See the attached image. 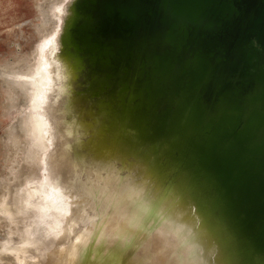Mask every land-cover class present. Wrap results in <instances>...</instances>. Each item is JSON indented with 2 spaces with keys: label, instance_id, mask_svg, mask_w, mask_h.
Listing matches in <instances>:
<instances>
[{
  "label": "water",
  "instance_id": "95a60500",
  "mask_svg": "<svg viewBox=\"0 0 264 264\" xmlns=\"http://www.w3.org/2000/svg\"><path fill=\"white\" fill-rule=\"evenodd\" d=\"M50 55L62 187L122 195L165 264H264V0H67Z\"/></svg>",
  "mask_w": 264,
  "mask_h": 264
},
{
  "label": "rangeland",
  "instance_id": "374dc122",
  "mask_svg": "<svg viewBox=\"0 0 264 264\" xmlns=\"http://www.w3.org/2000/svg\"><path fill=\"white\" fill-rule=\"evenodd\" d=\"M33 1L34 0H0V62H2L1 60L4 58H5L4 60H6L11 57V52L14 51V47H13L14 42L23 43V45H20V47L19 45L18 46L15 45V47L17 49L19 48L23 49L22 50L23 52H26V53L28 52L27 50L29 49V42L31 40L30 36H31L32 31L29 26L24 25L22 27L23 32H21L20 28L17 27L20 22H24L25 20H29V19H33L35 21L45 20V22L49 25L50 23H52V18L57 19L58 21L60 20V14H61L62 7H58L56 5L57 0H55V2L53 0H35L34 2ZM58 3H61V1H59ZM25 69H26V72L24 69L23 70L22 69L13 70L14 71L13 72L12 70L10 71L9 69L7 70L6 68L4 69L0 68L1 70L0 71V82L2 81L1 79L2 77L7 80L14 81V82H18L20 80L25 81L24 83H27L28 86L32 84L31 88H33L34 86L36 87V85L37 87L40 86V88L39 87L33 88L32 92H36L35 95H32V92L30 91L26 93L23 90H19L18 92H20L19 94L21 95L18 94L16 98L21 101H19L18 103L19 105L17 104V105L11 106L10 104L7 103L8 99L4 98L6 97V94L5 95L1 94L3 90L1 87V83H0V138L2 136H5L6 133H8L9 130L12 127H14L16 129H19L20 137H21L20 143L23 146L22 147L23 153L18 152V155L16 159L14 160V162L7 161L8 162V163L6 162L7 164L3 163V157L6 155L7 148L9 149L10 145L0 148L1 153H3V154L0 153V159L2 157V160H1L2 163L0 162V184H1L0 188L2 186H5L6 188H9L11 192L13 193L16 190L17 191V192L15 191L16 197L20 198L22 196L20 198L21 200L24 199V202L26 201L27 203H30V205H27V208H25V210L21 211L18 214H15V216L12 218L11 222L9 223L11 224L9 225L11 228L9 226L7 228L4 222L2 224L0 223V243L3 242L5 245H8V246L10 245L16 248L20 246V243L22 242L21 232H22V229H24L23 227L25 226V222L28 219L29 220L33 219L35 215L38 216V210L40 207H43V206L47 207V205L53 204L50 207L51 211L49 210L51 214H49V216H47L48 218L46 217L45 219L46 220L45 222L47 223L49 222V223L48 224L43 223L42 225L45 228L44 230L50 231L51 238L52 239L54 238V240H52L51 238L50 240L52 242L54 241V246L55 245L66 246L68 243L74 241L77 238V236H80L83 232H85L86 224L88 222L89 223L91 222L90 224L99 222V223L104 224L105 231L110 234L109 235L110 238L111 237L115 238V241H111L109 239H102L101 241H98L97 243H95V245L92 246V249L94 251H98L100 253V256L102 257L101 259H95V264H108V262H105L106 260H104V254H103L102 248L99 250V247H101V245L109 246L111 245V243H117V247L121 245V249L117 250V255L120 259L119 260L120 262L127 260L129 258H137L138 260L146 262V264H157V263L165 264L166 259L164 255L160 254L155 257L153 254L154 250L160 251L161 253L165 251L164 250L165 240L158 238L159 236L156 233H154L153 230L149 231L148 223L144 222L142 218L127 217L125 212L122 211L121 208L120 209L118 208V201L121 202L124 199L122 195H119V194L116 195L115 193L113 194L110 191H108L107 193L105 192L106 190L103 191L101 187H98L94 185L93 183H91L90 186L92 187V190L90 191V194H89V201L90 200L91 201L89 203H83L82 201H78L79 198H77L78 200L76 199L75 196L77 195V192L76 190H73L75 188H72L71 184L69 186L70 189L69 188L65 189V187H62V186H68V185H66L67 183H64L60 180V171H59L58 162L56 159V150L57 148H59L61 141H63L64 139L60 135V132L57 128L54 129L53 132H51L52 127L55 128L56 126V123L52 117V113H54V110L59 105L60 96L58 92L56 91L52 92L50 89L49 90L51 92L49 91V93H47L48 90L45 87L48 86L50 88L54 86H50L52 85L50 83L51 81H49L48 79L45 80V76H44L45 74L43 71L36 69L37 71H35L34 73V72H29L31 71V69H28V67H25ZM3 70L4 71L6 70L5 74ZM7 71H10V72H7ZM17 71L19 72V74ZM23 71H24V74H23ZM20 72L22 73L20 74ZM41 72L44 75H42ZM14 74L17 77H13ZM40 77H44V78H40ZM45 81L46 83H44ZM28 86L27 88H29L30 90V87ZM36 89L38 90V92ZM45 89L47 92L44 91ZM47 95L48 96L50 95V96L48 97ZM1 101L3 102V104ZM9 106L11 109H9ZM24 119L28 122V125H25L26 127L24 126ZM20 125L22 127H20ZM23 127L25 128L22 129ZM46 133L47 134L49 133L48 134L49 137H47L48 135ZM38 136L39 138H36ZM32 150L37 151V154L34 156L33 160L28 161V159H30L29 153H32ZM10 162L12 164H10ZM13 163H15L14 167H13L14 165ZM29 165L32 166V169H30ZM27 166L29 170L27 169ZM1 169L2 170L4 169V170L2 171ZM13 169H16V170L13 171ZM20 169L21 170L24 169L23 170L24 177L21 178L22 180L17 179L19 174L22 172ZM5 170H9V171L6 172ZM10 170L12 171L10 172ZM6 175H8V177ZM59 180H60V183L62 184L61 186L58 185ZM8 182L9 184H7ZM15 184L16 185L18 184V187H16ZM19 184L21 185L20 187L23 186L22 189L19 188ZM12 187H14L15 189ZM23 188L25 192L23 191ZM71 189L73 190L72 192L74 191L76 192V193L71 192V195L73 196L66 194V192H68ZM76 189L78 190V188ZM21 191H23L24 193L23 192L21 193ZM58 192H60L61 194L59 193L58 195ZM55 193L57 196L55 195ZM61 196L63 199L61 198ZM71 199H74V201L76 200L75 203H73V200L70 201ZM70 205L71 206L74 205V208H72ZM28 208H30V210H28ZM26 210L30 212H27ZM33 210L35 211L37 210V212ZM50 223L51 225L53 224L55 225L50 227ZM20 224L23 225V227H21ZM16 227L19 229H17ZM57 227L61 229H58ZM15 228L17 229V232ZM54 231L55 232L60 231L62 232V234H58V236L54 237L52 234L54 233ZM18 232H19V235H18ZM86 232H88V229ZM10 233L12 234V237ZM3 235H4V238H2ZM17 235H18V238H17ZM147 237H150L151 240ZM12 241L15 244H13ZM51 241H49V244ZM149 243H152V245H149ZM166 244H165V249L167 251L169 248L166 247L168 245ZM50 245L52 246V244ZM5 248H0V264H14L12 258L9 256V253L3 254V252H5L4 251ZM170 248H171V244H170ZM32 254L33 253L31 252V253H28L27 255L33 256ZM168 256L171 257V255L169 254ZM97 258L99 257L97 256ZM158 259L161 261H159ZM170 261L174 262V260H170Z\"/></svg>",
  "mask_w": 264,
  "mask_h": 264
},
{
  "label": "bare ground",
  "instance_id": "6f19581e",
  "mask_svg": "<svg viewBox=\"0 0 264 264\" xmlns=\"http://www.w3.org/2000/svg\"><path fill=\"white\" fill-rule=\"evenodd\" d=\"M35 1V0H34ZM33 1V2H34ZM55 2V0H53ZM52 1V2H53ZM59 1H61V3H58ZM67 0H57V6L58 7H63L64 3ZM37 7V6H35ZM26 25L29 26L31 29V40L29 42V49L27 50L28 52H23V49H17L15 47L19 45H23V43H18V42H14L13 43V47H14V51L11 52V59L8 58L6 60L2 59L0 62V68L4 69L6 68L7 70L9 69L10 71L12 70H17V69H24L26 72L25 67H28V69H31V71L29 72H34L37 71L36 69H39L40 71H43L44 74H41L45 76V80L48 79L49 81H51L50 83L52 85L50 86H54V87H48L46 86L45 88L48 90V92L46 91V89L44 91H46L47 93H49V91L51 90L52 92H59V86H60V71L57 67V65L55 64V62L53 61V59L51 58L50 55V51L54 48V41H55V37L57 35L58 29H59V25H60V20L58 21L57 19H53L52 18V23H50L49 25L45 22V20H38L35 21L33 19H29V20H25L24 22H20L18 24V28H20V31L23 32L22 27ZM48 25V26H47ZM52 44V45H51ZM22 48V47H21ZM26 53V54H24ZM35 68V69H34ZM1 71V70H0ZM4 71V70H3ZM6 71V70H5ZM4 71V74H5ZM7 71V72H10ZM28 71V70H27ZM14 72V71H13ZM18 72V71H17ZM39 72V71H38ZM22 72H20L21 74ZM12 74V73H10ZM16 74V73H15ZM13 77H17V76ZM19 74V72H18ZM24 74V71H23ZM26 74V73H25ZM30 74V73H29ZM59 74V75H58ZM17 75V74H16ZM34 75V74H33ZM9 76V75H7ZM41 76V75H40ZM5 77V75H4ZM40 78H44V77H40ZM1 83V87H2V92L1 94H6V99H8L7 103L10 104L11 106L13 105H17L19 103V101L16 97L18 96V94L20 92H18L19 90H23L24 92H32L33 88H31V85L28 86L27 83H24L25 81H18V82H14L11 80H7L5 78H2ZM19 80V79H18ZM42 80V79H41ZM47 80V81H48ZM17 81V80H16ZM59 82V83H58ZM29 83V82H28ZM34 83V82H33ZM43 83V82H42ZM46 83V81L44 82ZM49 83V84H50ZM30 84V83H29ZM30 87V90L29 88ZM43 86V85H41ZM37 87V85H36ZM35 87V88H36ZM40 88V86H38ZM37 87V88H38ZM27 88V89H26ZM44 88V87H43ZM50 89V90H49ZM12 90V92H11ZM35 90V89H34ZM37 90V89H36ZM22 91V93H23ZM50 91V92H51ZM5 92V93H4ZM15 92V93H13ZM38 92V90H37ZM43 92V91H41ZM36 92H32V95H35ZM40 94V93H38ZM54 94V93H53ZM59 94V93H58ZM21 95V94H19ZM23 96V94H22ZM21 96V97H22ZM45 96V95H44ZM48 96V95H47ZM50 96V95H49ZM48 96V97H49ZM15 97V98H13ZM42 97V96H41ZM32 98V97H31ZM23 99V98H22ZM48 99V98H47ZM5 100V99H4ZM3 101V100H2ZM1 101V102H2ZM4 102V101H3ZM2 102V104H3ZM22 103V102H21ZM19 105V104H18ZM6 108V106H5ZM9 109L10 106H9ZM8 110V109H6ZM23 120V119H22ZM21 120V121H22ZM22 123V122H21ZM17 125V124H16ZM28 125V122L24 119V126ZM11 127V126H10ZM19 127V126H18ZM20 127H22L20 125ZM26 127V126H25ZM25 127H23L22 129H24ZM39 128V127H38ZM57 127L55 126V128L52 127L51 132H53L54 129H56ZM10 129V128H9ZM44 130V129H43ZM48 131V130H47ZM46 131V132H47ZM50 132V133H51ZM55 132V131H54ZM38 134V133H37ZM47 134V133H46ZM49 134V133H48ZM47 134V135H48ZM55 134V133H54ZM52 134V135H54ZM57 134V133H56ZM39 135V134H38ZM45 136V135H44ZM51 136V135H50ZM49 137V135L47 136ZM56 137V136H54ZM36 138H39L36 137ZM41 138V137H40ZM60 138V137H59ZM43 139V138H42ZM61 139V138H60ZM21 137H20V132L19 129H16L14 127H12L8 133H6L5 136H2L0 138V148H3L5 146L10 145L9 149L7 148L6 151V155L3 157V163L7 164V161H13L16 159L18 152L23 153L22 150V145L20 143ZM38 140V139H36ZM40 140V139H39ZM45 140V139H44ZM24 143V142H23ZM22 143V144H23ZM42 143V142H41ZM25 144V143H24ZM43 144V143H42ZM43 146V145H42ZM34 149V148H33ZM42 149V148H40ZM39 149V150H40ZM22 150V152H21ZM38 150V151H39ZM45 150V149H44ZM4 152V151H3ZM40 152V151H39ZM43 152V151H41ZM1 153V151H0ZM28 153V152H27ZM3 154V153H1ZM30 154V159L29 160H33L34 156L37 154V151H33ZM43 154V153H42ZM51 154V152H50ZM22 156V155H21ZM20 156V158H21ZM26 157V156H25ZM19 158V157H18ZM28 158V157H27ZM24 159V158H23ZM22 159V160H23ZM2 160V157L0 159V162ZM44 160V159H43ZM17 161V160H16ZM27 161V159H26ZM25 161V162H26ZM7 162V163H6ZM2 163V162H1ZM16 163V162H15ZM15 163H13V167L15 166ZM30 163V162H29ZM10 164H12L10 162ZM26 165V163H25ZM3 166V165H2ZM5 166V165H4ZM18 166V165H17ZM30 166V169H32V166ZM6 168V167H4ZM11 168V166H10ZM9 168V169H10ZM20 168V167H19ZM8 169V168H7ZM27 169L29 170L28 166ZM2 170V169H1ZM4 170V169H3ZM2 170V171H3ZM16 169H13V171ZM21 170V169H20ZM19 170V171H20ZM23 170L22 169L21 173L19 174V176L17 177V179H21L22 177H24L23 174ZM6 172L9 170H5ZM12 170H10L11 172ZM27 172V171H26ZM13 173V172H12ZM3 175V174H2ZM26 175V173H25ZM8 177V175H6ZM16 176V175H14ZM10 178V177H9ZM16 179V181H17ZM24 179V178H23ZM22 180V179H21ZM15 181V180H13ZM4 182V181H3ZM7 182V181H6ZM12 182V181H11ZM2 183V182H1ZM13 183V182H12ZM16 183V182H14ZM4 184V183H3ZM9 184V182L7 183ZM21 184V183H20ZM19 184V188L22 189V187H20L21 185ZM1 185V184H0ZM16 185V184H15ZM23 185V184H22ZM72 188H75L73 190H76L77 195L75 196L76 199L79 198L78 201H82L83 203H89V194L90 191L92 190V187L90 186V184L85 183L84 185H81L78 183L76 184H71ZM11 187V186H10ZM16 187H18V184L16 185ZM14 188V187H12ZM11 188V189H12ZM78 188V190L76 189ZM84 188V189H82ZM15 189V188H14ZM13 189V190H14ZM20 189V190H21ZM70 189V188H69ZM16 191V190H15ZM11 192V190L9 188H6L5 186H2L0 188V223L2 224L3 222L6 224L7 228L9 225L12 218L15 216V214L20 213L21 211L25 210V208H27V205H30V203H27L26 201L24 202V199L21 200L20 198L22 197H16V194ZM19 191V190H18ZM24 191V188H23ZM21 191V193L23 192ZM104 191V190H103ZM17 192V191H16ZM25 192V191H24ZM23 192V193H24ZM75 191L72 193H76ZM20 193V192H19ZM60 192H58L59 195ZM54 194V193H53ZM61 194V193H60ZM67 194V193H66ZM15 195V196H14ZM19 195V194H18ZM56 195V193H55ZM63 195V194H62ZM75 195V194H74ZM103 195V194H102ZM57 196V195H56ZM64 196V195H63ZM68 196V195H67ZM73 196V195H71ZM65 197V196H64ZM62 198V196H61ZM74 198V197H73ZM63 199V198H62ZM68 200V199H67ZM73 200V203H75L74 199H71L70 201ZM52 203V202H51ZM71 203V202H70ZM72 204V203H71ZM53 205V204H52ZM47 205V207L43 206L40 207L38 210V216L35 215V217H33V219L31 220H27L25 222V226L23 227V225H21V227H23L24 229H22L21 232V237H22V242L20 243V246L13 247V246H8L5 245L3 242L0 243V248H5V252H3V254H7L9 253V256L12 258L14 264H95V259H101L102 257L100 256V253L98 251H94L92 249V246L95 245V243H97L98 241H101L102 239H109L111 241H115V238H110L109 237V233L105 231V226L102 223L99 222H95L90 224L89 222L86 224V230L85 232H83L80 236H77V238L68 243L66 246L64 245H55L54 246V241L52 242L50 240L51 238V233L50 231H46L44 230V226L42 225L43 223L48 224L47 222H45L46 217L49 216L50 211V207L52 206ZM69 205V204H67ZM75 205V204H74ZM74 205H70L72 208H74ZM78 205V204H76ZM92 205V204H91ZM69 206V207H70ZM86 206V205H85ZM84 206V207H85ZM62 207V206H61ZM68 208V207H67ZM79 208V207H78ZM82 208V207H81ZM90 208V207H89ZM34 209V208H32ZM54 209V208H53ZM28 210H30V208H28ZM50 210V211H49ZM27 211V210H26ZM35 211V210H33ZM73 211V210H72ZM77 211V210H75ZM81 211V210H80ZM94 211V210H93ZM92 211V212H93ZM30 212V211H27ZM32 212V211H31ZM37 212V210L35 211ZM71 212V211H70ZM84 212V211H83ZM76 213V212H75ZM85 213V212H84ZM83 213V214H84ZM89 213V212H88ZM25 214V213H24ZM27 214V213H26ZM29 214V213H28ZM36 214V213H35ZM66 214V213H65ZM69 214V213H68ZM71 214V213H70ZM80 214V213H78ZM91 214V213H90ZM54 215V214H53ZM21 216V215H20ZM24 217V215H23ZM26 217V216H25ZM30 217V216H29ZM55 217V216H53ZM52 217V219H53ZM84 217V216H83ZM90 217V215H89ZM19 218V217H18ZM17 218V219H18ZM28 218V217H27ZM48 218V217H47ZM50 218V217H49ZM88 218V216H87ZM22 219V218H21ZM84 219V218H83ZM24 220V219H23ZM49 220V219H48ZM47 220V221H48ZM57 220V219H56ZM79 220V219H78ZM92 220V219H91ZM94 220V219H93ZM16 221V220H15ZM85 221V220H84ZM89 221V219H88ZM14 222V220H13ZM17 223V222H16ZM56 223V222H55ZM24 224V223H23ZM90 224V225H89ZM55 224L51 225L50 223V227L54 226ZM57 225V224H56ZM14 226V225H13ZM18 226V225H17ZM10 227V226H9ZM61 227V226H60ZM64 227V226H63ZM11 228V227H10ZM17 228V227H16ZM15 228V229H16ZM56 228V227H55ZM54 228V230H55ZM58 228V227H57ZM19 229V228H17ZM16 229V232H17ZM47 229V228H46ZM50 229V228H49ZM61 229V228H58ZM67 229V228H66ZM69 229V228H68ZM88 229V232H86ZM10 230V229H9ZM63 230V229H62ZM8 231V230H7ZM11 231V230H10ZM15 231V230H14ZM53 231V230H52ZM6 232V231H5ZM9 232V231H8ZM15 232V233H16ZM12 233V232H11ZM10 233V234H11ZM9 234V233H8ZM54 237L58 236V234H62V232H58V231H54V233H52ZM19 235V232H18ZM17 235V238H18ZM6 236V235H5ZM66 236V235H65ZM68 236V235H67ZM12 237V234H11ZM14 237V235H13ZM63 237V236H62ZM4 238V235L3 237ZM9 238V237H8ZM58 238V237H57ZM10 239V238H9ZM15 239V238H14ZM20 239V238H19ZM52 239V238H51ZM67 239V238H66ZM8 240V239H7ZM17 240V239H16ZM54 240V238L52 239ZM68 240V239H67ZM52 244V246L49 244ZM58 241V240H57ZM60 241V240H59ZM13 242V241H12ZM13 244H15L13 242ZM49 244V245H48ZM62 244V243H61ZM101 245V244H100ZM102 248L103 250V254H104V260H106L105 262H108V264H146V262L138 260L137 258H129L127 260L124 261H119V257L117 255V250L121 249V245H119V247H117V243H111V245L109 246H105V245H101V247H99V250ZM33 253V256H28V253ZM97 256L99 258H97ZM159 260V259H158ZM99 261V260H98ZM161 261V260H159ZM156 263V262H155Z\"/></svg>",
  "mask_w": 264,
  "mask_h": 264
}]
</instances>
